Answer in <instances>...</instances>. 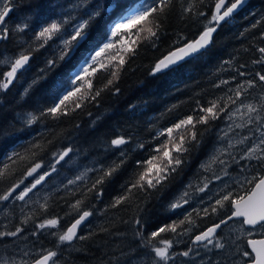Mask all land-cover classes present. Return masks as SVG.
I'll list each match as a JSON object with an SVG mask.
<instances>
[{
	"label": "trees",
	"instance_id": "obj_1",
	"mask_svg": "<svg viewBox=\"0 0 264 264\" xmlns=\"http://www.w3.org/2000/svg\"><path fill=\"white\" fill-rule=\"evenodd\" d=\"M116 2L12 0V12L5 22L8 38L0 43V52L10 57L27 45L35 47L38 42L34 36L39 30L38 25L45 19H68L70 23L64 27L70 31L76 21L87 18L85 13L89 9L95 11L93 5L101 6V15L92 22L89 42L82 43L72 55L71 62L67 57L59 61L62 41L54 38L33 52L28 70L17 74V79L9 88L0 93V172H4L3 178H0V195L23 181L36 164L48 163L53 155L67 148L72 149L78 166L90 171L87 181L70 192L53 193L47 201L46 211L38 207L27 212L16 204L4 211L0 232L23 228L21 234L26 239L13 242L10 236L0 237V252L10 254L30 249L43 254L46 250H54L58 253L55 258L57 264H118L121 257L128 255L125 254L127 252L132 254L124 258L126 263L139 257L140 251L137 256L133 252L138 245L134 232L139 227L133 223L134 219L139 217L142 221L143 227L139 230L143 232L144 240L161 226L162 219L158 215L161 207H166L186 183L201 177L198 163L207 149L205 147L211 145L214 132L222 124L226 113L241 104L240 101L226 104L227 98L233 95L230 90L248 80H255L257 86L245 93L243 102H262L264 84L259 82L256 73L264 74V63L254 61L264 55L259 52V48L264 47V0H252L241 13L218 27L210 48L205 52L165 74L153 75L157 61L197 39L214 13L216 3V0H172L155 46L147 40L139 42L136 55L125 57L126 63L111 86L104 87L111 78L110 67L91 78L93 90L103 89L95 101L84 100L80 108L59 120L43 116L36 123L28 124L26 121L30 114H39L50 106L53 82L65 79L68 69L77 64L85 49H91L106 38L108 26L120 11L114 8ZM140 2L122 0L123 5L133 7ZM147 2L153 3L154 0ZM193 3V13L186 12L185 9ZM198 12L205 15L196 14ZM25 24V31H18ZM115 39L119 40V37ZM50 60H56L57 64L49 68ZM5 72L4 68H0V76ZM240 72L246 75L241 76ZM213 100H219L228 111L221 114L218 120H210L208 125H197L199 143L185 145L189 151L179 154L182 163L175 166L176 171L155 189H149L147 193L133 190L130 200L113 207L116 198L125 194L127 185L139 171L136 162L147 160L153 154L154 145L165 139H156L157 133L188 115H201L199 107L208 106ZM201 130H204L202 135ZM117 136L130 141L122 146L125 150L123 157L119 155L120 149L109 147L110 141ZM139 143H143L142 149L137 147ZM120 160H124L123 165L97 186V191L103 194L97 196L96 191L89 192L88 188L102 175V170ZM262 173L264 169L259 174ZM78 200L83 201L82 209L92 212V222L97 221L89 228H86L87 224L80 228L78 235L85 239L61 245L57 236L50 234L57 233V229H49L46 233L37 231L40 223L51 218L59 219L61 230L70 226L77 218L72 205ZM26 219L27 223H24ZM192 219L195 221L192 225L196 224L199 233L213 225L210 213ZM33 232L38 234L32 235ZM161 237L169 235L162 233ZM140 242L142 244L141 239ZM34 257L29 256L27 261L31 262Z\"/></svg>",
	"mask_w": 264,
	"mask_h": 264
},
{
	"label": "snow or ice",
	"instance_id": "obj_2",
	"mask_svg": "<svg viewBox=\"0 0 264 264\" xmlns=\"http://www.w3.org/2000/svg\"><path fill=\"white\" fill-rule=\"evenodd\" d=\"M88 0H84L87 3ZM203 2V0H200ZM245 2V0H233V2L225 8L226 0H216L214 13L211 15L208 24L205 26L203 32L197 39L189 41L183 47L170 52L167 56L160 59L154 66L152 74L163 69L169 68L171 65L176 64L179 60L185 56L193 53L200 52L201 49H205L212 42V34L216 32L220 22L230 17L232 13ZM172 0H154L153 3H148L147 0H141L134 7L122 4V0H117L114 4V8L120 9L116 13V18L108 26L109 31L106 34V42H102L101 46H93L91 49H85V53L81 56L76 65H72L68 69V73L65 79L55 80L51 87V104L49 107L42 109L39 114H30L27 123L34 124L43 116H48L53 119L59 120L61 117H66L70 112L81 107L84 100L95 101L100 96L103 89L93 90V77L96 76L101 70H109V63L106 61L114 62L111 64V70L109 71L110 79L104 85L105 88L111 86L113 81L116 80L117 73L120 68L126 63L125 57L128 55H136V49L139 42L147 40L155 46V41L159 39L158 33L162 31L163 19L167 9L171 6ZM12 0H5L0 6V40L8 38V29L5 26L6 18L12 11ZM92 9H89L85 16L86 19H80L76 21L68 31L65 29V25L69 24L68 19L60 21H53L46 26H41L34 36V40L38 42L35 47L33 45H27L14 57L7 60H0V62L7 65L8 70L0 76V90H7L14 80L17 79V73L27 71L29 61L32 59L33 52L39 50L48 44L50 40L58 39L62 41V47L60 49L59 61H64L67 57L71 62L72 55L75 51L87 44L90 40V30L92 22L96 17L101 15V6L93 5ZM195 3L185 9L186 12L193 13ZM223 9V11H222ZM198 15H205L204 12L196 13ZM27 25H23L18 28V31H25ZM67 32L65 36L64 33ZM119 37V40L115 38ZM115 49V52L110 50ZM259 52L264 54V47L259 48ZM108 53L107 56L105 54ZM103 57V59H102ZM254 63H264V55ZM57 64L56 60H50L48 62L49 68ZM78 65V66H77ZM43 71V70H42ZM239 75L245 76L246 73L240 72ZM259 82L264 84V74L256 73ZM35 83V81H33ZM222 83L227 84L228 81ZM256 81L248 80L245 83L239 84L233 91V95L227 98L226 104H236L240 101L241 104L237 107L236 112H242L246 110L248 118L246 124H252L253 121L260 122L264 120V97H261V103H244L243 98L249 89L255 88ZM116 92L119 89H115ZM223 99V98H221ZM199 112L202 113L199 116L188 115L182 119H179L173 125L160 130L156 139L165 137L158 145H154L152 149V155L145 161H137V167L139 171L135 177L130 181L125 189V194L116 198L113 207L118 206L125 201L130 200L133 195V190H139L140 192L147 193L149 189H155L159 184L168 178V175L176 171V167L182 163L179 154L186 153L189 148L186 144L199 143L197 125H208L210 120H218L224 112L228 109L226 106H222L219 100L210 101L208 106H200ZM236 112L229 114V119H232ZM245 124H237L236 127H244ZM204 130H201L200 134H203ZM227 135V133H225ZM262 138L259 143L254 147H250L246 155L241 157L245 160H256L260 162V167L264 168V133H261ZM247 139V137H245ZM241 140L238 143H243ZM130 143L129 139L123 136H117L110 141L109 147L120 149L119 155L124 156L125 150L123 145ZM138 148H143V143L137 145ZM232 145L229 144V148ZM72 151L71 148H67L63 152L58 154L57 162L63 160ZM221 154H225V150L221 149ZM176 153L177 155H173ZM219 157H213L212 163H216ZM221 164L225 163L223 160H219ZM124 163V160L119 162H113L109 167L102 170L100 175L88 188L89 192L96 191L97 196L102 195L101 191H97V186L104 183L105 178L111 177ZM7 168V166H5ZM40 168L39 164H36L28 171V176H31L36 170ZM55 169L53 168V171ZM207 170V168L205 169ZM243 171V169H242ZM225 175H228L225 170ZM4 172H0V178H3ZM84 177H78L83 179ZM215 180L222 179L220 176H215ZM43 180V176L36 179L35 183L30 187L26 186L21 189L19 193L15 195L16 200L24 201L25 198L33 191L37 184H40ZM20 183H23L21 181ZM20 183L15 184L9 188L3 195H0V201H7L16 193L20 188ZM72 183H75L73 181ZM236 187L225 184L216 193V199L211 205V214L220 215L221 211L226 214L222 215L218 222H215L211 227H208L205 231L196 235L193 244L203 245L204 248H208L209 245H213L215 248L224 250L226 244L222 242V238L218 235V229L222 230L223 226L231 227L230 222L238 221L237 226L234 228L237 233L236 239H246L247 246L251 249L241 250L237 247L243 257L250 258L251 264H264V239H250L253 235L250 229L259 226L264 229V174H254L251 177H244L242 180H236ZM191 187V186H190ZM209 184L207 177L204 178V183L196 186V190L200 193L207 192ZM188 191H185L181 196L170 205L171 210L184 208L189 203L187 197ZM83 201H77L72 208L77 212V218L66 229L61 230L59 227V219L51 218L46 219L40 223L37 227L40 230L57 229V233H50L56 235L59 244H72L76 239H85L83 236L77 237V230L80 225L83 224L90 216L92 212L81 208ZM139 207V206H138ZM41 208L47 210V201L41 205ZM197 215H200V210L193 208ZM203 214L209 215V209L204 208ZM27 223V219L24 221ZM133 223L139 226L134 235L142 237L143 233L139 230L143 227L142 221L139 217L135 218ZM195 221L192 219V212H188L183 220L173 222L171 224H165L160 226L157 230L151 232V234L144 238V247L150 248V251L154 253V259L152 264H168L170 260H173L175 255H182L188 257L192 252L189 248L182 253H173L170 250L173 248V241L167 238H161L162 233L171 232L173 234L183 235L184 232L178 233V227L185 224L192 225ZM245 226H249L246 230ZM23 228H17L12 232H0V237L18 236L23 232ZM38 233L33 232L32 235ZM231 241V237H229ZM152 241H156L155 244ZM233 243L235 241H232ZM28 255V253H25ZM58 253L54 250H46L43 254L36 253V258L31 262L21 260L19 264H57L55 258ZM4 264H8L5 261ZM12 264H17L16 261H12Z\"/></svg>",
	"mask_w": 264,
	"mask_h": 264
},
{
	"label": "rangeland",
	"instance_id": "obj_3",
	"mask_svg": "<svg viewBox=\"0 0 264 264\" xmlns=\"http://www.w3.org/2000/svg\"><path fill=\"white\" fill-rule=\"evenodd\" d=\"M2 1L3 0H0V6ZM229 1L230 0H226L225 7L229 3H231ZM53 21L54 20L52 19H45L40 22L38 26L40 28L41 26H46ZM64 35L66 36L67 32H65ZM57 41L61 40L57 39ZM102 42H106V38L101 39L100 42L95 46H101ZM110 52H115V49L110 50ZM107 55L108 53L105 54V56ZM10 58L12 57L8 56L2 51L0 52V60H7ZM106 63H109V67L111 68V64L114 62L106 61ZM0 68H4L6 71L8 70L7 65L2 62H0ZM2 91L4 90H0V93ZM237 107L232 109L227 114V116L224 117L225 119H223L222 124L214 132V139L212 140L211 145L209 147H205L207 149L203 152V158H201L198 163V165H200L199 169L200 171H202L200 175L201 177L199 179L186 183L184 185V188L182 190H179L178 193L171 199L169 207L181 196L182 193H184L185 191H188L189 193V196L187 197L189 203L185 205L184 208L176 209L177 213L187 214L188 212H192V217H197V213L195 211H192L193 208H195L197 210H200L199 218H202L204 216L203 209L208 208L211 223L214 224L215 222L219 221L222 215L226 214L224 211H221L220 215L211 214V205L217 198V191H219L220 188L225 184L232 185V187L234 188L236 187L234 183L236 180H242L244 177H251L252 175L258 174L263 171L264 168L260 167L259 161L245 160L241 157L246 155L250 147H254L259 143L260 139L262 138L261 133H264V120L260 122L254 120L252 124H246V120L248 118L246 110L242 112H236ZM233 112H236V115H234L232 119H229V114ZM237 124H245V126L236 127ZM225 133H227V135H225ZM245 137H247V139H245ZM241 140H243L244 142L238 143ZM229 144L232 145L231 148H229ZM261 147H264V145H262ZM221 149L225 150V154H221ZM61 152L63 151L57 152L52 156L48 163L42 164L40 168L36 170V172H34L31 176H27L23 180V183H20V188L17 189L16 193H13V196L10 197L9 200L2 201L0 205V219L3 218L4 211L8 210L14 204H16L18 208L30 212L38 207H41V205L44 204L45 201H48L53 193L70 192L80 183H84L87 181L90 171L87 170V168L85 169V167L78 166L77 160L72 152H70L68 156H66L63 160L57 162L58 154ZM173 155L177 154L173 153ZM216 156L219 157V160L225 161V163L221 164L219 160H217L216 163H212L213 157ZM53 168L55 169L54 171ZM206 168L207 170H205ZM225 170L227 171L228 175L224 174ZM41 176H43V178H46L43 180V182L36 185V187L31 193H29L24 201L16 200L14 198L15 195L21 191V189L25 188L26 186L30 187L31 184L35 183L36 179ZM81 176H83L84 178L78 179V177ZM215 176H220L222 177V179L217 181L214 178ZM205 177H207L209 187L207 192L200 193L196 190V186L204 183ZM73 181H75V183H72ZM164 209H166L165 206L163 207V210ZM158 215H160L161 219L164 218L162 216V210L161 212L158 211ZM173 221L167 224H171L173 223ZM96 222H92V218L90 216L88 222L86 223V228H89ZM230 224L231 227L223 226L222 230L218 229V235L222 238V242L226 244V248L224 250L217 249L213 245H209L208 248H204L203 245L193 244V240L195 237H190L189 240L187 239V237H189L193 233V229H195L197 226L196 224L191 225L189 227L190 230H188L181 239H175L173 241V248L170 251L173 253H182L191 248L192 252L188 257L177 254L175 255L173 260H170L168 262V264H247L251 262L250 258H245L239 252H237V247L241 248V250H247L246 239H236L237 233H235L234 228L237 226L238 221L230 222ZM163 225L165 224L162 223L161 226ZM47 229L48 228L40 230L39 228H37V231L46 233L49 230ZM246 230H248V228H246ZM250 230L252 231L253 235L248 238H264V229H261L259 226ZM52 231H55V229H52ZM166 234H168L170 237L173 233H163V235ZM169 237H167V239H169ZM229 237H231V241L229 240ZM11 239L13 242H17L18 240H25L26 236L20 233L18 236L12 237ZM140 239L142 238L138 237V245H136L135 250H133L136 256L140 251L141 255L139 256V258H135L126 263L124 258L126 256H131L132 254L127 252L125 254L128 255H126L125 257H121L122 255L118 257L122 258V260L119 261L118 264H152L154 253L150 251V248L142 246L143 240H141V244ZM232 241L235 242L233 243ZM152 243L155 244L153 241ZM178 248H180V250H177ZM147 249L149 250V252ZM19 253H22L21 257H36V252H33L30 249H26L23 252ZM25 253H28V255H25ZM11 254H8L5 251H1L0 264H4L5 261H8V264H12V261H16L17 264H19L21 260H25L20 258H12L13 255Z\"/></svg>",
	"mask_w": 264,
	"mask_h": 264
},
{
	"label": "flooded vegetation",
	"instance_id": "obj_4",
	"mask_svg": "<svg viewBox=\"0 0 264 264\" xmlns=\"http://www.w3.org/2000/svg\"><path fill=\"white\" fill-rule=\"evenodd\" d=\"M261 173V172H260ZM259 174V173H258ZM263 174V173H262ZM171 202H169L168 203V205L165 207L166 209H164L163 210V207H161L162 208V216L164 217L163 219H162V223L163 224H167V223H169V222H171V221H173L174 220V222H176V221H179V220H183L184 219V217L187 215V214H182V213H177L176 212V210H171L170 209V207H169V204H170ZM178 214V215H177ZM193 215V214H192ZM174 217V218H173ZM173 218V219H172ZM160 227V226H159ZM196 229V228H195ZM193 229V233L189 236V237H187V239L189 240V238L190 237H195V236H192V235H199L200 233H199V229ZM188 230H190V228H189V226L188 225H183L182 226V228H181V230L179 231V232H184V234L183 235H179V234H175V235H172V237H169V239H171L172 241H174L175 239H181L184 235H185V233L188 231ZM195 230V231H194ZM178 232V233H179ZM143 233V232H142ZM144 236V235H143ZM142 238V237H141ZM162 237H160V239H161ZM163 238H166V237H163ZM141 240H143V238L141 239ZM148 250V249H147ZM177 250H180V248H178ZM148 252H149V250H148ZM11 255H13L12 256V258H16V259H18V258H20V259H25V261H27V258L29 257H25V256H23V257H21V255H22V253H12ZM143 256V255H142ZM141 256V257H142ZM135 258H139V257H135ZM134 258V259H135Z\"/></svg>",
	"mask_w": 264,
	"mask_h": 264
},
{
	"label": "water",
	"instance_id": "obj_5",
	"mask_svg": "<svg viewBox=\"0 0 264 264\" xmlns=\"http://www.w3.org/2000/svg\"><path fill=\"white\" fill-rule=\"evenodd\" d=\"M252 0H245V2L243 3V4H241L233 13H232V15L230 16V17H228V18H226L224 21H222V22H220V24H224V23H227L229 20H231L232 18H234L237 14H239L250 2H251ZM232 3V2H231ZM231 3H229L227 6H229ZM225 5H226V3H225ZM226 6V7H227ZM225 7V8H226ZM12 12V11H11ZM10 12V13H11ZM9 13V14H10ZM9 16V15H8ZM7 19V18H6ZM219 24V25H220ZM214 35H215V32L212 34V39H213V37H214ZM1 41L2 40H0V43H1ZM212 43V42H211ZM211 43L208 45V47L207 48H205V49H201L200 50V52H197V53H193V54H191V55H188V56H185L183 59H181V60H179L176 64H174V65H171L169 68H167V69H163L162 71H160V72H157L155 75H161V74H165V73H167V72H169V71H171V70H173V69H175V68H177V67H179V66H181L182 64H184V63H186L187 61H189L190 59H192V58H194V57H196V56H198V55H200V54H202L203 52H205L209 47H210V45H211ZM179 49V48H178ZM176 50V49H175ZM174 51V50H173ZM172 52V51H171ZM170 53V52H169ZM168 53V54H169ZM167 54V55H168ZM167 55H165V56H167ZM164 56V57H165ZM162 59V58H161ZM158 62V61H157ZM156 62V63H157ZM28 67V66H27ZM152 72H153V70H152ZM18 73H21V72H18ZM27 176H28V174H27ZM46 178V177H45ZM45 178H43V180L45 179ZM43 180L41 181V182H43ZM90 218V217H89ZM88 218V219H89ZM88 219L83 223V224H81L80 225V227H79V229L77 230V235H78V232H79V230H80V228H82L84 225H86V223L88 222ZM249 226H245V228H248ZM260 239H264V238H260ZM256 240H259V239H256ZM247 244V243H246ZM247 249H248V251L250 252L251 251V249L247 246ZM248 264H251V263H248Z\"/></svg>",
	"mask_w": 264,
	"mask_h": 264
},
{
	"label": "bare ground",
	"instance_id": "obj_6",
	"mask_svg": "<svg viewBox=\"0 0 264 264\" xmlns=\"http://www.w3.org/2000/svg\"><path fill=\"white\" fill-rule=\"evenodd\" d=\"M222 11H223V9H222ZM242 11H243V10H242ZM242 11H241V12H242ZM85 12H86V10H85ZM241 12H240V13H241ZM13 13H14V12H13ZM83 13H84V12H83ZM227 23H228V22H227ZM224 24H225V23H224ZM224 24H220L218 27H220V26H222V25H224ZM7 25H8V24H7ZM218 27H217V30H218ZM217 30H216V32H217ZM216 32H215V34H216ZM198 36H199V35H198ZM197 38H198V37H197ZM186 44H187V43H186ZM209 48H210V47H209ZM209 48H208V49H209ZM29 67H30V65H29ZM29 67H27V68H29ZM239 106H240V105H239ZM236 107H237V106H236ZM229 112H230V111H229ZM229 112H228V113H229ZM228 113H226L225 117L227 116ZM250 165H251V164H250ZM35 178H36V177H35ZM49 179H51V178H49ZM29 183H30V182H29ZM44 184H45V183H44ZM29 185H30V184H29ZM28 187H29V186H28ZM31 196H34V195H31ZM29 198H30V197H29ZM25 199H26V198H25ZM10 202H11V201H10ZM16 202H17V201H16ZM9 211H10V210H9ZM177 215H178V214H177ZM173 218H174V217H173ZM173 218H172V219H173ZM89 222H90V221H89ZM173 222H174V221H173ZM82 228H83V227H82ZM47 230H48V229H47ZM79 234H80V233H79ZM78 236H79V235H78ZM162 238H163V237H162ZM158 239H159V238H158ZM17 244H18V243H17ZM23 244H24V243H23ZM33 244H34V243H33ZM34 258H35V257H34ZM245 262H246V261H245Z\"/></svg>",
	"mask_w": 264,
	"mask_h": 264
}]
</instances>
